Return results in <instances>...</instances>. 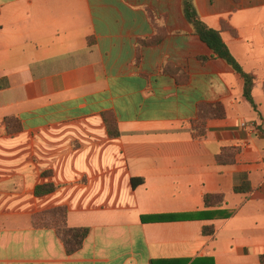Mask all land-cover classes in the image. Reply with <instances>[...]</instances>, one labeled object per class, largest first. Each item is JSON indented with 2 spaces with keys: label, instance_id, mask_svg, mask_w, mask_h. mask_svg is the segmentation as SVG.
I'll list each match as a JSON object with an SVG mask.
<instances>
[{
  "label": "crops",
  "instance_id": "0c3cea01",
  "mask_svg": "<svg viewBox=\"0 0 264 264\" xmlns=\"http://www.w3.org/2000/svg\"><path fill=\"white\" fill-rule=\"evenodd\" d=\"M193 4L254 76L257 111L241 77L194 34L182 0H0V264H260L264 0ZM217 104L223 118H208L194 138L199 106ZM242 182L250 191L233 193ZM41 185L56 189L36 196ZM205 195H222V205L205 208ZM57 207L68 227L89 230L72 255L53 229L31 224ZM201 212L213 217L140 221Z\"/></svg>",
  "mask_w": 264,
  "mask_h": 264
},
{
  "label": "trees",
  "instance_id": "16d2710c",
  "mask_svg": "<svg viewBox=\"0 0 264 264\" xmlns=\"http://www.w3.org/2000/svg\"><path fill=\"white\" fill-rule=\"evenodd\" d=\"M183 15L187 23L192 28L194 34L198 36L201 42H203L211 51L212 56L217 59L223 60L231 69L238 74L243 80V97L247 103L252 107L254 111H257V107L252 99V91L255 83V78L252 74L243 71L241 66L230 54L227 46L223 43L220 32L209 28L203 23L195 10L193 0H182ZM156 43V40L145 39L140 40L139 45H150ZM202 61L205 58L201 59ZM224 113L222 106L217 105H201L198 108L197 122L192 128V134L194 138H201L205 135V121L211 117L223 118ZM103 122L105 123L108 135L116 138L119 136V132L115 123V119L112 114L104 113L102 115ZM5 124L12 131L19 130V123L15 118H6ZM220 160V158H219ZM142 184V180L133 179L131 181L132 186ZM53 185H41L36 187L35 195L43 196L51 193L55 190ZM250 191V186L247 182H242L239 186L233 188L235 194H246ZM205 208L213 206H221L223 203L222 195H205L203 198ZM214 216H218L221 219H227L231 217L233 211L218 210L214 212ZM213 217V214L207 212L201 213H178L170 215H152L141 216L140 221L143 224L147 223H159V222H174V221H191L201 220ZM67 210L65 207H57L45 212H41L32 216L31 224L34 228H50L53 229L62 242L65 252L68 255H72L77 252L83 241L88 235V228H70L67 226ZM203 235H212L213 227H204L202 229ZM260 264H264V255L259 257ZM150 264H215L212 257H197L194 259H172V260H151Z\"/></svg>",
  "mask_w": 264,
  "mask_h": 264
}]
</instances>
